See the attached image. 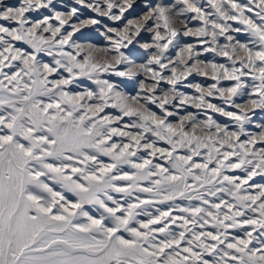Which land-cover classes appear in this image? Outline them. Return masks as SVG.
<instances>
[{"label": "snow or ice", "instance_id": "obj_1", "mask_svg": "<svg viewBox=\"0 0 264 264\" xmlns=\"http://www.w3.org/2000/svg\"><path fill=\"white\" fill-rule=\"evenodd\" d=\"M257 110L264 0H0V264H264Z\"/></svg>", "mask_w": 264, "mask_h": 264}, {"label": "rangeland", "instance_id": "obj_2", "mask_svg": "<svg viewBox=\"0 0 264 264\" xmlns=\"http://www.w3.org/2000/svg\"><path fill=\"white\" fill-rule=\"evenodd\" d=\"M17 2H18V0H6V3H13L14 4V3H17ZM63 2L67 3V4H71L72 0H63ZM138 2H139V0H138ZM239 2L240 3H246L247 0H239ZM58 10H62L63 11L65 9L59 8ZM84 11L86 13V16H94L95 15L94 13L88 12L87 10H84ZM33 15H35V14H33ZM198 23H199L198 21H192L190 23V26H197ZM82 31L89 33L91 35V39H89L87 41L81 40L80 41L81 43L90 42V43L96 44L97 46H100V47H103V46L106 45L107 42L103 40V37H101L99 35V33H95L92 28L83 29ZM79 35H80V33H77V36H79ZM74 39H75V37H74ZM241 39H248V38L247 37H241ZM145 42H150V41H145ZM182 42L194 43L195 42V38L194 37H183L182 38ZM138 51L140 53H143L142 49H138ZM211 56H212V54H208L209 58H211ZM40 58L43 59L45 62H48L51 59L50 57L44 56L43 54H41ZM147 58H148L147 54H143V55H140V56H132L131 57V59L135 60V62L138 63V64L139 63H146L147 62ZM216 59L219 62H223V58L222 57H217ZM123 67L124 66L121 65V68H123ZM65 75H67V74L65 73ZM110 79L112 81L116 82V83H121V81H122V78H119V77H110ZM189 79L192 80L193 82H201L205 86H207L208 83H211V81H208L205 77H200V76L189 77ZM78 83H82L83 86L90 87L92 89H95V87H96L94 84L91 83V81H88L86 78H81V81H78ZM124 83L131 84L132 82H124ZM225 83H227V82H225ZM121 86L123 87L124 91L129 92L130 94H135V91L138 90V89H132V88L124 87L123 84ZM77 90L78 91H82L83 88L77 89ZM181 91H185L186 93H188L190 95L193 94V92H194L193 89H183V88H181ZM213 102H216V101H213ZM189 111L196 112L197 110L196 109H189ZM106 112L115 114L116 110L115 109H106ZM212 115H214V117L216 119H218L221 123H230L229 121H227V118H225V117H220V116H218V114H212ZM125 119H127V118H125ZM253 120L257 124L264 123V114L260 113L259 110H257V115L253 117ZM248 130L252 131V132H258L259 131V129L255 128L254 126H249ZM160 146L167 147L166 145H163L162 143H161ZM102 159L106 163L109 162L107 157H103ZM126 170L131 171V169H126ZM256 180L258 182L264 183V178L257 177ZM121 183H123V182H121ZM114 195L119 196V194H114ZM141 195L144 196L146 194H141ZM177 203L186 204L187 202L186 201H177ZM158 207H161L162 209H164V208L167 207V205H158ZM138 218L139 219H146V217H138Z\"/></svg>", "mask_w": 264, "mask_h": 264}, {"label": "bare ground", "instance_id": "obj_3", "mask_svg": "<svg viewBox=\"0 0 264 264\" xmlns=\"http://www.w3.org/2000/svg\"><path fill=\"white\" fill-rule=\"evenodd\" d=\"M159 162L163 163V161H159Z\"/></svg>", "mask_w": 264, "mask_h": 264}]
</instances>
